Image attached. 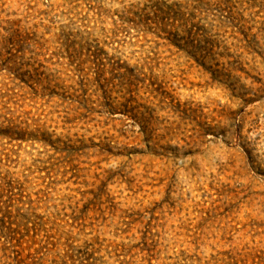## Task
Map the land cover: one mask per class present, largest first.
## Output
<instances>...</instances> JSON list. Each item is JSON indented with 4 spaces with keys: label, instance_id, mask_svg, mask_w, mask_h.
<instances>
[{
    "label": "rangeland",
    "instance_id": "374dc122",
    "mask_svg": "<svg viewBox=\"0 0 264 264\" xmlns=\"http://www.w3.org/2000/svg\"><path fill=\"white\" fill-rule=\"evenodd\" d=\"M0 264H264V0H0Z\"/></svg>",
    "mask_w": 264,
    "mask_h": 264
},
{
    "label": "trees",
    "instance_id": "16d2710c",
    "mask_svg": "<svg viewBox=\"0 0 264 264\" xmlns=\"http://www.w3.org/2000/svg\"><path fill=\"white\" fill-rule=\"evenodd\" d=\"M114 112L117 110V109H112ZM120 112H127V111H120Z\"/></svg>",
    "mask_w": 264,
    "mask_h": 264
}]
</instances>
